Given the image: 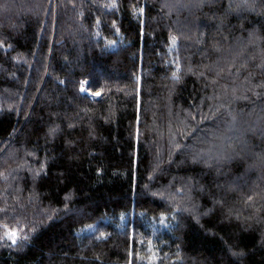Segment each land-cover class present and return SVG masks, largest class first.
<instances>
[{
  "label": "trees",
  "instance_id": "1",
  "mask_svg": "<svg viewBox=\"0 0 264 264\" xmlns=\"http://www.w3.org/2000/svg\"><path fill=\"white\" fill-rule=\"evenodd\" d=\"M5 2L0 264H264V0Z\"/></svg>",
  "mask_w": 264,
  "mask_h": 264
},
{
  "label": "snow or ice",
  "instance_id": "2",
  "mask_svg": "<svg viewBox=\"0 0 264 264\" xmlns=\"http://www.w3.org/2000/svg\"><path fill=\"white\" fill-rule=\"evenodd\" d=\"M177 2H179V0H177ZM204 3V0H194V6H201L202 4ZM170 5L168 3H165L164 4V7L167 8L169 7ZM185 7H187L188 5H183ZM9 7V4L8 3H0V8H3L4 10H7ZM240 7H246V8H252V9H255L256 7V4L255 3H249V0H241L240 3H236L235 0H232V2L229 4V10H235V9H238ZM260 7L261 8H264V3H261L260 4ZM140 12H144V9L143 8H140L139 9ZM253 36H255V33L252 34ZM177 42V37L173 36L172 37V44L175 45ZM112 43H115V41H113ZM188 72H193V69L192 67H189L187 69ZM202 75V73H201ZM173 78L175 80H179L180 77L177 73H173ZM61 83H63V81H61ZM85 84L87 83V81L84 82ZM262 87H264V85H262ZM86 89L82 86L81 87V91H85ZM91 95L93 96H100L101 93L99 91H96V92H92ZM257 95H259V93H257ZM135 99V97H134ZM197 112H199V109H197ZM230 115H232V121L234 122L236 120V116L229 113ZM189 116L192 118V119H195V116H192V113L190 112L189 113ZM207 118V117H205ZM231 130V129H229ZM52 131H55V129H53ZM231 139V138H229ZM243 150V149H242ZM236 155L238 156L239 153H236ZM254 160H253V163L250 165V167H253V168H259L261 170H264V149H262L260 152L258 153H254ZM191 156H192V160L194 163L196 162H199L201 160H204L205 163H207V160L204 159L205 156H209L211 159H215L217 161V163H219L220 161L224 160V159H231L232 157L230 156H224V155H217V156H212L211 152L209 151L208 153H203V152H200V151H194L191 153ZM3 211L7 212V209H4ZM89 227H92L91 225H89ZM5 236L8 240L11 241V244L12 245H16L17 244V239H18V234L16 231H7L5 233ZM24 240H28V237L27 236H24L23 237ZM233 255H236V256H241L243 255V253H233ZM155 259V258H154ZM129 264H131V262H129Z\"/></svg>",
  "mask_w": 264,
  "mask_h": 264
}]
</instances>
